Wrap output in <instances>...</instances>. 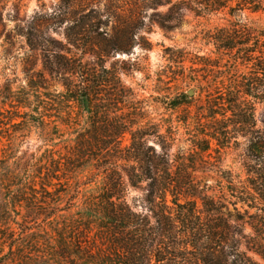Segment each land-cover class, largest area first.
Returning <instances> with one entry per match:
<instances>
[{"label":"rangeland","instance_id":"obj_1","mask_svg":"<svg viewBox=\"0 0 264 264\" xmlns=\"http://www.w3.org/2000/svg\"><path fill=\"white\" fill-rule=\"evenodd\" d=\"M259 1L261 8L256 11L196 14L184 8L175 11L171 4L131 13L127 0H6L0 22V94L9 87L32 102L29 107L7 104L0 115V145L8 155L7 165L24 177L23 182L42 166L41 177L46 179L48 173L55 177L48 189H56L62 205L69 206L86 195H98L109 164L133 157L129 147L134 142L147 141L161 152L147 154L146 161L162 160L161 147L171 148L172 172H187L202 194L225 205L220 214L208 213L196 198L200 222L207 217L221 227L217 217L227 218L226 231L217 230L223 239L218 250L224 251L219 260L264 264V258L248 248L249 241L261 240L249 224V215L259 212L235 197L238 188L246 185L247 141L231 129L224 145L211 138L227 123L221 115L212 116L221 111L217 82L226 74V66L219 65L227 63L229 71L231 60L230 50L218 41V31L240 30L243 25L254 33L264 29V0ZM99 45L108 51L102 61ZM66 57L81 59L91 69L100 70L101 62L106 65L107 85L100 99L106 108L100 118L96 113L83 116L73 103L61 99L66 73L51 75L49 67L71 65ZM175 99L183 104L173 106ZM68 112L72 117H67ZM255 117L258 127H264L263 102L257 103ZM83 132L89 140L92 134L99 135L107 144L98 150L93 141L92 151L82 148L81 159L77 153ZM50 158L58 160L59 169L51 173ZM146 193L145 182L139 188L129 187L126 200L136 212L151 216ZM237 215L242 219L237 220ZM176 232L183 236L186 229L178 224ZM188 241L182 237L178 242ZM200 242L206 244L203 236ZM188 247L190 259L197 249L193 244Z\"/></svg>","mask_w":264,"mask_h":264},{"label":"trees","instance_id":"obj_2","mask_svg":"<svg viewBox=\"0 0 264 264\" xmlns=\"http://www.w3.org/2000/svg\"><path fill=\"white\" fill-rule=\"evenodd\" d=\"M5 1L0 0V22L6 10ZM127 4L131 13L158 4H171L175 11L184 8L196 14L261 8L259 0H127ZM241 28L218 31L221 32L218 41L230 50L231 60H228L229 71L227 63L219 65L226 66V74L217 82L220 101L217 106L221 111L212 116L221 115L228 124H222L211 138L224 145L231 129L247 141L250 162L246 164V185L239 187L238 195L233 196L259 212L249 215V224L261 240L249 241L252 245L248 248L264 258V127H258L255 117L257 103H264V29L254 33L248 26ZM68 38L72 40L70 35ZM99 46L97 54L102 61L108 51L105 46ZM65 59L71 65L65 67L62 63L63 67L57 70L49 67L51 75L66 73L62 79L64 90L59 93L61 99L69 105L73 103L83 116L96 113L100 118L106 108L100 100L107 85L106 65L101 62L100 70L91 69L81 59ZM13 102L20 107L32 104L30 98L17 96L8 87L0 94V115ZM181 104V99H175L173 106ZM67 117H72L70 112ZM40 119L44 124L43 118ZM79 141L77 157L81 159L85 157L82 148L90 147L92 151L93 141L100 146L98 150L107 144L99 135L92 134L89 140L85 132ZM3 149L0 145V264H225L219 260L224 251L223 247L218 250L223 239L217 230L226 231L227 218L218 216L222 225L216 227L210 223L211 219L205 217L202 223L196 215L197 199L208 213L220 214L225 205L219 206L202 194L187 172H172L171 148L161 147L165 155L162 160L146 161L147 154L157 156L161 152L147 141L134 142L129 147V151L133 149V157L124 158V163L109 164L110 171L98 195H86L80 203L69 206L62 205L56 189H48L53 184V175L41 177L42 166L37 165L28 182H23L24 177L7 165L8 155ZM48 162L50 173L59 170L57 159L50 158ZM144 182L151 216L136 212L126 200L129 187L139 188ZM14 185L17 189H12ZM231 204L237 210V202ZM236 219L242 217L237 215ZM178 224L186 229L183 236L176 232ZM201 236L205 245L200 244ZM182 237L189 239L187 244L178 242ZM188 244L197 249L192 253L194 259L186 256L191 253Z\"/></svg>","mask_w":264,"mask_h":264}]
</instances>
